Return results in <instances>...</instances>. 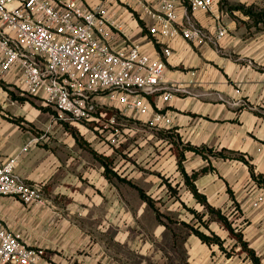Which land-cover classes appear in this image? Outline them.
Here are the masks:
<instances>
[{
	"label": "crops",
	"instance_id": "obj_1",
	"mask_svg": "<svg viewBox=\"0 0 264 264\" xmlns=\"http://www.w3.org/2000/svg\"><path fill=\"white\" fill-rule=\"evenodd\" d=\"M125 1L139 19L129 9L117 7L124 32L152 55H162L163 46L172 49L163 84L182 90L169 100H164L163 92L150 99L153 110L170 119L169 126L181 147L191 144L214 151L224 149L229 156L232 151L248 160L207 153L205 158L185 150L183 165L188 174L206 165L212 167L195 180L199 192L224 213L223 206H233L235 200L249 224L247 233L241 229L244 238L257 253L264 251V182L259 179L264 176V30L256 29L241 10L221 7L228 35L218 45L176 36L162 38V46L149 33L146 22L150 21L144 19L142 7L135 0ZM233 1L245 6L258 2ZM191 13L209 32L215 31L211 14L200 10ZM0 80L4 83L0 84V163L18 155L16 172L40 187L45 200L42 205H27L15 197L0 196V220L20 233L29 246L43 248L54 264H171L169 258L179 245L178 234L158 219L139 189L157 207L161 179L158 174L147 175L145 168L152 165L151 170L159 172L169 157V174H175V183L197 202L179 170L177 154L166 153L161 146L157 154L142 136H138L141 148L127 144L131 115L116 108L105 111L109 117L115 116L118 125V142L112 144L109 129L100 131L93 124L53 118L44 110L40 95L33 96L34 103L13 99L10 92H23L17 68L0 74ZM132 116L140 124L150 118ZM31 139L36 140L28 144ZM147 154L154 158H145ZM103 161L114 174L107 176ZM259 197L263 200L255 205ZM186 237L181 243L188 262L194 264L199 250L191 245L194 235Z\"/></svg>",
	"mask_w": 264,
	"mask_h": 264
},
{
	"label": "built area",
	"instance_id": "obj_2",
	"mask_svg": "<svg viewBox=\"0 0 264 264\" xmlns=\"http://www.w3.org/2000/svg\"><path fill=\"white\" fill-rule=\"evenodd\" d=\"M135 1L145 14L141 17L150 21L146 22L149 33L162 46V38L176 36L218 45L228 35L220 12L222 0ZM120 2L127 5L125 0L94 4L88 0H0V74L17 68L23 93L40 95L61 120L111 130L112 144L118 142L117 122L114 115L104 120L105 109L150 114L152 124L169 129L170 119L153 110L150 97L163 92L164 100H169L182 90L163 84L172 49L163 46L162 55L155 56L126 34L117 7L128 11L132 5ZM195 10L213 16L214 32L193 17ZM18 161L15 155L0 163V196L15 197L27 205L44 204L40 187L16 172ZM262 200L259 197L255 205ZM0 264L54 263L43 248L29 246L0 220Z\"/></svg>",
	"mask_w": 264,
	"mask_h": 264
},
{
	"label": "rangeland",
	"instance_id": "obj_3",
	"mask_svg": "<svg viewBox=\"0 0 264 264\" xmlns=\"http://www.w3.org/2000/svg\"><path fill=\"white\" fill-rule=\"evenodd\" d=\"M224 3L222 4V7L224 9H228L230 5L241 4L234 2L233 0H226V2ZM121 5L128 7L125 3H121ZM128 9L133 17L139 19L138 13L134 11V9L130 7H128ZM254 11H264V0H258V2L255 3ZM232 17H234V15H232ZM255 27L258 30H264V23L261 22L259 25H255ZM17 96L28 99L33 103L35 102V100L33 99V95L23 93L21 90L18 91ZM44 110L49 111V113L52 114V117L56 120H61L58 118V113L53 107H46ZM105 111L106 109L104 110V120H106V117H109L105 114ZM115 114H117V112ZM146 116L150 117V115L147 114ZM130 119L131 120L128 123L130 124L131 129L127 130L128 134L126 135L130 136L127 140V144H129L133 148H141L139 146V143L141 141L139 142L138 136H142L144 137L143 141L146 142V145L151 148L153 147L152 151H154L155 149L157 154H159L158 147L161 146L162 151L166 149V153L170 151L174 152L177 154L178 158V154L182 150V147L176 140L174 132H172L171 128L168 129L164 126L159 128L152 124L150 119H147L146 122H144L143 124H140V120H138V123H135L136 120L135 118H133L132 115L130 116ZM62 121L69 123L71 120ZM132 125L134 126V128H132ZM87 126L90 127L89 125ZM152 153L153 152H151V154ZM151 154H147V157L145 158L149 160L153 159L154 157ZM130 160L134 162L133 156L130 157ZM140 162L142 163V161ZM185 162L186 164L188 163V161ZM162 163L163 167L159 172L157 170H151L153 169L152 165H148L147 167L149 168H145V172L147 175H159L162 185V187L160 188L161 198L156 201V205L161 212V221L165 223L171 233L178 234V249L175 250L174 256L169 258V262H171V264H190L188 262L187 254L184 251V246L183 243H181V240H186L187 234H193L194 241L192 240L191 245L194 247V249L199 250L198 256L194 259V264H253L251 259L247 257L246 252H242L241 247L235 244L237 240L232 235V232L227 229L225 225L216 218V215L209 213L203 205H200L193 199H191L189 192H187L183 187H180L179 184L175 183V181L177 180L175 174H169L171 163L169 161V157H167L166 160H163ZM141 168L143 169V166ZM190 209H196L197 214L195 215ZM222 209L228 216V219L231 222L232 228H234L235 232L242 229L245 231V233H247L249 229V224H247L246 220H244L241 216L240 210L235 208L234 205H230L229 207H226V205H224ZM206 222H208V228L204 226ZM192 226L208 234H211V231H214L215 233L219 234L225 241L224 246L226 252L231 253V256H228L224 251H222L217 244L209 246V248L205 246V244L200 242L201 240L194 233L191 232ZM202 249H205L206 252ZM206 253H208L207 256ZM258 253L261 255L262 261L264 263V251ZM205 256L207 257V259H203V257Z\"/></svg>",
	"mask_w": 264,
	"mask_h": 264
},
{
	"label": "trees",
	"instance_id": "obj_4",
	"mask_svg": "<svg viewBox=\"0 0 264 264\" xmlns=\"http://www.w3.org/2000/svg\"><path fill=\"white\" fill-rule=\"evenodd\" d=\"M222 2H226V0H222ZM225 4V3H224ZM254 6L255 4H252L250 6H245L244 4H235V5H230L228 7L229 10H241L245 14L249 15L250 18L253 20L254 24H258L260 22L264 23V11L263 12H255L254 11ZM0 84L4 85V83L0 80ZM12 95L13 99H18L19 101H24L25 98L19 97L15 95L13 92H10ZM182 150L178 154V165H179V170L181 171L185 184L187 187L191 190L193 193L194 197L196 198L197 202L201 205H203L207 211L211 214H215L216 218L221 221L227 229H229L232 232V235L236 238V245H239L241 247L242 252H246L247 257L251 259L253 264H263L261 256L254 250L252 247H250L249 242L244 238V233L242 230H239L235 232L234 228H232L231 222L228 219V216L221 210V209H216L213 207L209 202L207 201V198L204 194L199 192L197 186L195 185V180L198 178V176L202 173H205L208 171L210 168H212L210 165H206L200 170H195L192 172V174H188L187 171L184 168L183 165V160L185 159V150H191L196 153L202 154L205 158L208 157V155H213V156H221L224 158L231 157V158H237L240 159L246 163H249L248 160L242 156L238 155L232 151H229L231 155H227L224 153V149L221 151H214L212 148L206 147V146H194L191 144H186L182 145ZM207 153L208 155H206ZM103 164L105 165V173L107 176L110 174H114L112 170L109 167V164L106 161H103ZM260 182H264V176L259 177ZM258 179V180H259ZM140 196L145 199L149 205L154 209L158 219H160L161 212L159 209L155 206L154 202L152 201L151 197L148 196L142 189H139ZM229 193L231 194V197L234 198L233 196V191L229 188ZM233 205L235 208L239 210V204L233 200ZM195 215L197 214L196 209H190ZM205 227L208 228V222L204 224ZM192 232L205 244L208 246H212L214 244H217L219 248L224 251L228 256H231V253L226 252L225 246H224V239L214 231H211V234H208L198 228H195L194 226L191 227Z\"/></svg>",
	"mask_w": 264,
	"mask_h": 264
}]
</instances>
